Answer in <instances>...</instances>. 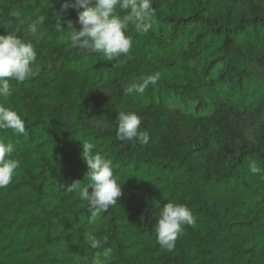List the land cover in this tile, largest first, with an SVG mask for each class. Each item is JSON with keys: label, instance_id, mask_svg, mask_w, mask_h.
<instances>
[{"label": "trees", "instance_id": "obj_1", "mask_svg": "<svg viewBox=\"0 0 264 264\" xmlns=\"http://www.w3.org/2000/svg\"><path fill=\"white\" fill-rule=\"evenodd\" d=\"M64 3L0 0V35L30 42L39 68L0 98L26 125L0 130L20 162L0 189V264H264V172L250 168L264 169V0H152L153 27L131 32V52L112 62L73 45L68 22L82 25ZM155 73V86L125 95ZM120 111L141 117L147 144L117 138ZM82 141L123 186L94 220L70 187L89 182ZM168 202L195 219L171 251L154 230Z\"/></svg>", "mask_w": 264, "mask_h": 264}, {"label": "clouds", "instance_id": "obj_2", "mask_svg": "<svg viewBox=\"0 0 264 264\" xmlns=\"http://www.w3.org/2000/svg\"><path fill=\"white\" fill-rule=\"evenodd\" d=\"M66 12L73 8L79 13V23L82 28L77 31L68 22L73 45L83 55L101 53L109 61L120 60L121 54L126 56L133 48V36L147 33L155 23V9L152 0H75L62 5ZM81 9H83L81 11ZM58 31H68L64 27L62 15H57ZM29 31L33 36L39 33V22L32 23ZM37 51L30 42H25L17 35L9 33L0 35V98L12 96L10 81L23 83L35 78L39 73L37 66ZM159 73L150 74L139 82H133L124 89L125 95L143 94L149 86H155ZM117 138L119 140L136 141L144 145L149 142L148 135L141 131L142 119L136 112L120 111L117 117ZM0 130H11L16 136L26 133L25 120L12 108L0 104ZM82 158L89 167L88 183L74 181L70 187L78 191L79 198L87 202L94 220L101 212H107L110 206L116 204L122 195V185L114 174L113 162L96 152L94 145L82 141ZM16 150L14 142L0 141V189L7 187L13 180L15 170L20 166L18 159H13ZM253 173L264 172L255 163L250 165ZM195 223L192 210L185 204L168 202L159 211L155 224V233L159 245L171 251L178 238L183 234L184 227ZM92 249L101 247V242L95 237L89 238ZM107 250L105 256H107ZM93 264H104L96 258Z\"/></svg>", "mask_w": 264, "mask_h": 264}, {"label": "rangeland", "instance_id": "obj_3", "mask_svg": "<svg viewBox=\"0 0 264 264\" xmlns=\"http://www.w3.org/2000/svg\"><path fill=\"white\" fill-rule=\"evenodd\" d=\"M215 72V71H214ZM174 105H175V103H173ZM177 106H179L180 105V102L178 101V104H176ZM188 108L190 109V110H193V104L190 102L189 104H188Z\"/></svg>", "mask_w": 264, "mask_h": 264}]
</instances>
